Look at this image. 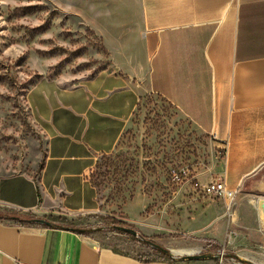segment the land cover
I'll return each mask as SVG.
<instances>
[{
  "label": "crops",
  "instance_id": "0c3cea01",
  "mask_svg": "<svg viewBox=\"0 0 264 264\" xmlns=\"http://www.w3.org/2000/svg\"><path fill=\"white\" fill-rule=\"evenodd\" d=\"M115 1L136 10L134 46L125 61L77 83L43 76L32 85L27 102L47 134L46 157L37 178L0 174V215L95 223L96 159L117 147L142 97L153 92L223 149L211 177L224 176L236 191L230 211L242 232L234 241L264 248V0ZM205 200L184 229L219 242L217 251L232 222L222 204ZM106 236L103 243V235L0 216V264H173L126 234ZM173 246L185 244L168 246L170 256Z\"/></svg>",
  "mask_w": 264,
  "mask_h": 264
},
{
  "label": "rangeland",
  "instance_id": "374dc122",
  "mask_svg": "<svg viewBox=\"0 0 264 264\" xmlns=\"http://www.w3.org/2000/svg\"><path fill=\"white\" fill-rule=\"evenodd\" d=\"M136 28V10L124 9L115 0H0L1 175L37 178L43 167L47 134L27 102L32 85L43 76L77 83L110 69L115 61H125V51L137 40ZM223 157L213 138L166 98L147 92L117 147L100 154L93 166L101 211L90 219L97 221L68 220L76 226L95 225L97 230L85 234L103 235V243L106 234L117 232L115 225L134 228L166 248L180 241L185 246H173L174 255L165 256L173 264H220L216 256L188 259L175 251L216 255L215 240L184 229L190 213L205 206L206 198L214 206L222 204L232 222L223 244L228 255L264 264L262 246L234 241L242 227L224 200L197 189L196 183L205 186L212 180ZM174 171L181 172L182 180H173ZM258 240L262 245L264 237Z\"/></svg>",
  "mask_w": 264,
  "mask_h": 264
},
{
  "label": "built area",
  "instance_id": "2783aa9c",
  "mask_svg": "<svg viewBox=\"0 0 264 264\" xmlns=\"http://www.w3.org/2000/svg\"><path fill=\"white\" fill-rule=\"evenodd\" d=\"M182 177L183 176L181 172L174 171L173 180L180 181L182 180ZM196 186H197V189H200L201 192H203L204 194L223 199L226 202V205L228 206V208L231 210L232 204L236 196V191L228 187L224 176H219L215 178L214 180H212L205 186H202L199 183H196ZM216 254H217V258L220 264H225V262H227L226 261L227 259H229L232 262V264H244V262L240 259H236L233 257L228 258L225 247H220L217 250Z\"/></svg>",
  "mask_w": 264,
  "mask_h": 264
},
{
  "label": "trees",
  "instance_id": "16d2710c",
  "mask_svg": "<svg viewBox=\"0 0 264 264\" xmlns=\"http://www.w3.org/2000/svg\"><path fill=\"white\" fill-rule=\"evenodd\" d=\"M1 217H7V218H15V219H18V220H36V218L34 216H31L29 218H21L20 216H16V215H12V214H5V215H0ZM62 220V223H55V222H51L49 221L47 223V225H50V226H59V227H62V228H67V229H71V230H74L76 232H79V233H87V232H93L95 230H97L98 228L95 226V225H86V226H76V225H73L69 222L68 218L64 217V218H61ZM117 232L119 233H122V234H126L128 235L129 237H131L133 240H137L139 241L140 243L142 244H146L150 247H153L155 248L157 251H160L162 252L164 255H171V251L167 248H165L164 246L150 240L148 237L144 236V235H137V236H134L130 233H127V232H123V231H119L117 230ZM214 245L215 247H219L221 246V244L217 241L214 242ZM231 256L233 257H238L236 254H231ZM245 261V260H243ZM245 262H248V263H251L250 261H245ZM252 264V263H251Z\"/></svg>",
  "mask_w": 264,
  "mask_h": 264
},
{
  "label": "water",
  "instance_id": "95a60500",
  "mask_svg": "<svg viewBox=\"0 0 264 264\" xmlns=\"http://www.w3.org/2000/svg\"><path fill=\"white\" fill-rule=\"evenodd\" d=\"M37 222L39 223H44V224H47L49 221L46 220V219H43V218H38L36 219ZM114 228L116 230H119V231H123V232H127V233H130L134 236H137L139 234V232L134 229V228H131V227H127V226H124V225H115ZM215 255L211 254V253H196L195 251L192 252V253H187L184 258H188V259H199V258H207V257H214Z\"/></svg>",
  "mask_w": 264,
  "mask_h": 264
},
{
  "label": "bare ground",
  "instance_id": "6f19581e",
  "mask_svg": "<svg viewBox=\"0 0 264 264\" xmlns=\"http://www.w3.org/2000/svg\"><path fill=\"white\" fill-rule=\"evenodd\" d=\"M263 206H264V203H263ZM176 251V253H182V252H184V251H188V252H193V251H191V250H185V249H176L175 250ZM216 253H217V251H216ZM230 255V254H229ZM228 255V253H227V257L228 258H232L233 256H229ZM216 256V258H217V254L215 255ZM218 259V258H217ZM226 261H230L229 259H227ZM231 262V261H230ZM232 263V262H231Z\"/></svg>",
  "mask_w": 264,
  "mask_h": 264
}]
</instances>
